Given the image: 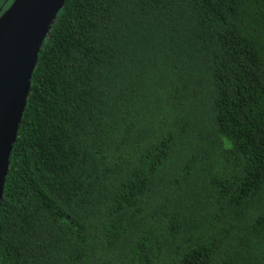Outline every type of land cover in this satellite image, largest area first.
<instances>
[{
  "label": "trees",
  "instance_id": "16d2710c",
  "mask_svg": "<svg viewBox=\"0 0 264 264\" xmlns=\"http://www.w3.org/2000/svg\"><path fill=\"white\" fill-rule=\"evenodd\" d=\"M0 264H264V0H65Z\"/></svg>",
  "mask_w": 264,
  "mask_h": 264
},
{
  "label": "water",
  "instance_id": "95a60500",
  "mask_svg": "<svg viewBox=\"0 0 264 264\" xmlns=\"http://www.w3.org/2000/svg\"><path fill=\"white\" fill-rule=\"evenodd\" d=\"M65 0H13L0 14V201L38 51Z\"/></svg>",
  "mask_w": 264,
  "mask_h": 264
},
{
  "label": "flooded vegetation",
  "instance_id": "af4514ba",
  "mask_svg": "<svg viewBox=\"0 0 264 264\" xmlns=\"http://www.w3.org/2000/svg\"><path fill=\"white\" fill-rule=\"evenodd\" d=\"M13 0H0V14L10 5Z\"/></svg>",
  "mask_w": 264,
  "mask_h": 264
}]
</instances>
